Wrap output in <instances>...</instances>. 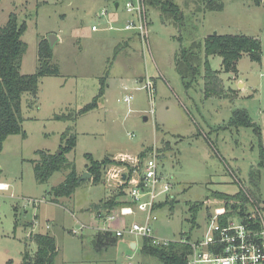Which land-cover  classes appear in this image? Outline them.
Returning <instances> with one entry per match:
<instances>
[{
	"label": "rangeland",
	"instance_id": "374dc122",
	"mask_svg": "<svg viewBox=\"0 0 264 264\" xmlns=\"http://www.w3.org/2000/svg\"><path fill=\"white\" fill-rule=\"evenodd\" d=\"M127 1L134 0H0V27L11 12L26 21L21 73L36 71L39 43L51 34L57 38L51 62L61 72L42 77L36 94H23L26 133L9 135L0 151V182L8 183L0 188V264H22L26 249L36 251L34 235L46 232L58 246L56 264H164L144 252L142 236H115L116 229L143 223L146 216L129 183L122 194L120 174L142 179L146 161L155 155V201L169 200L153 211L152 235L158 239H201L211 220L227 209L218 193L231 202L247 196L244 209L264 219V0L260 5L223 0L224 8L214 11L205 9L204 0H174L183 14L179 25L173 19L164 22L159 9L147 8L146 45L135 30L124 29L133 17L124 8ZM102 11L106 15L100 16ZM214 33L259 37L261 61L244 54L237 71H226L220 55L206 54L205 39ZM194 43L199 61L182 75L176 54ZM102 77L105 92L96 108L74 121L55 118L91 103ZM126 95L132 97L129 102ZM65 133L76 136L67 157L80 175L89 172L88 154L129 166L110 164L102 182L94 184L91 175L70 197L56 199L52 188L69 170L40 183L33 161L42 152L61 149ZM166 184L170 188L163 192ZM112 197L131 203L134 212L122 216L121 206L107 213L102 205ZM112 216L116 219L109 220ZM108 231L116 243L100 247L97 237Z\"/></svg>",
	"mask_w": 264,
	"mask_h": 264
},
{
	"label": "trees",
	"instance_id": "16d2710c",
	"mask_svg": "<svg viewBox=\"0 0 264 264\" xmlns=\"http://www.w3.org/2000/svg\"><path fill=\"white\" fill-rule=\"evenodd\" d=\"M256 5H260L263 0H252ZM146 7L159 9L162 20L169 22L173 19L175 24H181L179 20L183 19L182 11L174 0H144ZM205 9L222 10L225 6L223 0H204ZM26 21H20L16 12L9 14L5 25L0 27V151L9 135L24 134L23 115H22V97L24 93L36 94L39 90L40 79L44 76H58L61 74L57 65L52 64L53 47L49 40H44L39 44V64L34 73H21V65L23 55L27 49V43L22 39V35L26 30ZM196 43L191 45L189 49H182L176 54L175 67L177 72L186 75L195 68L199 61V54L194 50ZM205 49L207 56L220 55L222 57V66L226 71H237L239 60L244 54H247L253 61H261L262 43L259 37L247 34H210L205 39ZM105 79L102 77L99 93L94 97L93 101L79 111L57 114L56 119L59 120H75L79 115L96 108L99 101L103 98L105 92ZM74 112V113H73ZM63 143L60 145L61 153L42 152L39 160L34 162L35 176L38 182L45 183L56 172L68 169L65 180L59 185L52 188L55 198L70 197L83 181H79L81 175L74 163L67 157V153L76 146V136L64 134ZM262 151L264 147L262 145ZM89 159L88 171L91 173V181L94 184L102 182L103 170L110 164L126 165L129 163L116 161L111 156L99 160L95 159L91 154L87 155ZM130 174V173H129ZM128 181H125L124 188L127 187ZM244 194V193H243ZM223 197L227 209L225 214L221 216L220 222L227 223L226 217L238 214L245 221L251 222L256 228H260L261 224L258 217H252V213L247 212L244 207L250 202V198L239 195L231 202L224 193H218ZM249 199V200H248ZM169 200L160 201L155 204V209L163 207ZM131 203L118 200V197L107 199L103 203V207L107 213L121 206H129ZM247 206V205H246ZM241 208L236 209L229 208ZM195 208V207H192ZM101 216V210L96 208ZM236 211V212H234ZM255 216V215H253ZM195 221V219H194ZM118 222V221H117ZM117 239L119 238L116 234ZM111 231L101 233L97 237V241L101 246L108 247L116 243V237ZM37 248L34 254L28 249L25 250L22 264H56L55 258L58 254V246L55 237L50 233H37L34 235ZM184 240V241H183ZM191 238L183 237L182 241H170L168 244H156L150 237H143L142 249L144 252L157 256L164 264H187V255L192 251ZM99 247V245H97ZM99 247V248H100Z\"/></svg>",
	"mask_w": 264,
	"mask_h": 264
},
{
	"label": "built area",
	"instance_id": "2783aa9c",
	"mask_svg": "<svg viewBox=\"0 0 264 264\" xmlns=\"http://www.w3.org/2000/svg\"><path fill=\"white\" fill-rule=\"evenodd\" d=\"M124 8L126 11L133 15L125 26V30H135L143 45L149 43V28L147 7L144 0L127 1ZM106 15L105 11L100 13V16ZM112 28L109 25L108 28ZM99 27L94 24L92 30L97 31ZM131 95H126L124 100L129 102ZM152 157V158H151ZM145 163L143 178L138 180L131 177L129 173L122 172L119 179L121 182L128 181L130 184V194L136 203L137 208L146 212L143 223L133 222L129 226L123 225L122 228L115 230L118 237L125 234L138 235L142 237H150L156 244H168L170 240L158 239L153 236L152 222L157 220V216L153 214L155 210L156 191L155 185L158 181L157 178V163L156 155L151 156ZM126 175L125 179L123 178ZM151 184V189L146 188ZM0 188L2 187L0 183ZM169 185H164L162 191H168ZM148 197L147 200H142ZM121 215L127 216L134 211L130 206L121 208ZM225 214V211L217 215L216 220H211L209 231L201 238L195 241H189L192 251L187 255V264H264V219L259 215L260 228H256L251 222L245 221L238 214H233L228 217L227 223L222 224L220 218ZM255 216H250V218ZM109 220H115L116 217L112 216ZM179 241H182L179 240ZM184 241V240H183Z\"/></svg>",
	"mask_w": 264,
	"mask_h": 264
},
{
	"label": "water",
	"instance_id": "95a60500",
	"mask_svg": "<svg viewBox=\"0 0 264 264\" xmlns=\"http://www.w3.org/2000/svg\"><path fill=\"white\" fill-rule=\"evenodd\" d=\"M116 7H118V3H116ZM48 40H49L50 45L53 47L54 44H55V41L57 40L56 35H55V34H51V35H49V36H48ZM145 119H147V117H145ZM57 152H58V153H61V149H59ZM89 176H91V174H90L89 172L86 171V172H84V173L81 175L79 181H81V180H83V179H85L86 177H89ZM125 177H126V175L124 174L123 178L125 179ZM132 245L135 247V246H136V243H132Z\"/></svg>",
	"mask_w": 264,
	"mask_h": 264
},
{
	"label": "bare ground",
	"instance_id": "6f19581e",
	"mask_svg": "<svg viewBox=\"0 0 264 264\" xmlns=\"http://www.w3.org/2000/svg\"><path fill=\"white\" fill-rule=\"evenodd\" d=\"M2 184V187H7L8 184H5V183H1Z\"/></svg>",
	"mask_w": 264,
	"mask_h": 264
},
{
	"label": "crops",
	"instance_id": "0c3cea01",
	"mask_svg": "<svg viewBox=\"0 0 264 264\" xmlns=\"http://www.w3.org/2000/svg\"><path fill=\"white\" fill-rule=\"evenodd\" d=\"M0 183H4V182H0ZM5 184H6V183H5ZM7 184H8V183H7ZM118 222H119V221H118ZM130 242H131V244H132V243H136V242H134V241H130Z\"/></svg>",
	"mask_w": 264,
	"mask_h": 264
}]
</instances>
